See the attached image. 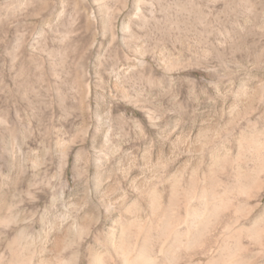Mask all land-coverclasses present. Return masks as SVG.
<instances>
[{"label": "rangeland", "instance_id": "obj_1", "mask_svg": "<svg viewBox=\"0 0 264 264\" xmlns=\"http://www.w3.org/2000/svg\"><path fill=\"white\" fill-rule=\"evenodd\" d=\"M138 247L264 264V0H0V264Z\"/></svg>", "mask_w": 264, "mask_h": 264}, {"label": "bare ground", "instance_id": "obj_2", "mask_svg": "<svg viewBox=\"0 0 264 264\" xmlns=\"http://www.w3.org/2000/svg\"><path fill=\"white\" fill-rule=\"evenodd\" d=\"M203 197V196H202ZM201 199V198H200ZM205 206V205H204ZM198 208V207H197ZM199 211V212H198ZM197 211V214H198V218H199V220L198 221H196V220H194V221H196L197 222V224H201L202 222H203V219H202V217H205L204 216V214H205V209H199ZM187 214V213H186ZM196 218V217H195ZM197 219V218H196ZM157 222H159L160 223V220H158ZM184 222V224H185V232H184V235H185V240H190L191 239V233H192V229H191V227H190V223L188 224V216H186V218H185V220L183 221ZM196 224V223H195ZM158 225V224H157ZM194 226H197V225H194ZM202 226V225H201ZM199 232V231H198ZM147 234V233H146ZM122 238V237H121ZM148 238L146 237V236H142V244H145V242H146V240H147ZM116 241H118V240H116ZM115 241V242H116ZM139 242L137 241V244H138ZM119 245V244H118ZM114 247H116V245H113ZM150 246V245H149ZM113 247V248H114ZM120 249V248H119ZM119 249H117V250H114L115 251V254H119V262H120V264H145V257H146V250H145V248H143V247H138V250H135V251H132V252H128V253H126V252H123V251H120ZM163 249H164V247L163 246H161L160 247V249H159V251L160 252H162L163 251ZM113 250V249H112ZM114 251H113V253H114ZM150 253V252H149ZM102 255V254H101ZM148 255V254H147ZM97 256H99V255H97ZM95 257V254H94V258H92L93 260H92V264H109L106 260H104V257L103 256H99V257ZM147 258V257H146ZM215 261V260H214ZM147 264V263H146Z\"/></svg>", "mask_w": 264, "mask_h": 264}]
</instances>
